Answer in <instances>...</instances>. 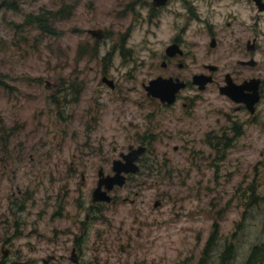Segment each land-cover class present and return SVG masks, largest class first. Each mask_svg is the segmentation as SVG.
I'll return each mask as SVG.
<instances>
[{"label": "rangeland", "instance_id": "374dc122", "mask_svg": "<svg viewBox=\"0 0 264 264\" xmlns=\"http://www.w3.org/2000/svg\"><path fill=\"white\" fill-rule=\"evenodd\" d=\"M126 1L0 0V119L11 133L7 147L0 142V264H45L48 255L47 264H197L214 224L207 263L230 245L226 264H245L264 239V89L255 117L219 92L226 72L264 78V10L254 0H190V10L176 0L149 20L148 8L130 12ZM63 4L70 12L55 34L23 24ZM96 27L105 31L98 41L86 31ZM173 36L184 53L163 67ZM254 38L258 67L242 68ZM201 72L213 75L202 90L191 82ZM158 75L189 83L180 92L195 101L190 115L147 94ZM45 79L57 81L61 105ZM141 137L151 138L155 165L115 186L110 202H93L98 168L113 174L119 151Z\"/></svg>", "mask_w": 264, "mask_h": 264}, {"label": "water", "instance_id": "95a60500", "mask_svg": "<svg viewBox=\"0 0 264 264\" xmlns=\"http://www.w3.org/2000/svg\"><path fill=\"white\" fill-rule=\"evenodd\" d=\"M167 0H152L153 5H162ZM258 7L264 8V2L262 0H254ZM91 35L101 38L104 35L102 28H89L87 30ZM250 43V42H248ZM216 39L211 38L209 45L211 47L215 46ZM252 45V43H250ZM166 53L168 55H173L175 53L182 54V49L178 43H172L166 47ZM248 64H253V60L243 61ZM164 65V62L161 63ZM207 68L211 71L217 69L214 64H208ZM104 81L110 83L106 80L104 76L102 78ZM213 80V76L210 73H195L192 75L191 82L195 84L200 90L204 89L206 84ZM225 82L219 86V92L228 96L234 102H244L250 112L254 111V104L259 99L258 93V83L259 79L254 78L245 81L241 84L236 83L229 72L225 73ZM185 81L179 79L178 77H162L158 75L156 78H152L148 81V84L144 85L148 95L158 97L161 101H166L167 103H172L175 100L176 92L185 86ZM57 86V81H51L45 79L44 88L50 91L52 88ZM111 86V85H110ZM245 88H249L250 92H244ZM129 151L122 153V158H117L113 160L112 170L113 174H103L102 168L98 170V182L97 186L92 192V200L110 202L112 200V195L109 193L115 186H122L125 184V175L123 172H137L139 171V165L136 163L138 156L146 149L144 145H138L136 147L130 146ZM158 201H155L154 205H157ZM3 253H7L6 250H2ZM54 255H48L43 259L45 264L48 263L50 259H54ZM69 258L73 262H78V255L75 247L71 249V254Z\"/></svg>", "mask_w": 264, "mask_h": 264}, {"label": "flooded vegetation", "instance_id": "af4514ba", "mask_svg": "<svg viewBox=\"0 0 264 264\" xmlns=\"http://www.w3.org/2000/svg\"><path fill=\"white\" fill-rule=\"evenodd\" d=\"M174 1H176V0H167L164 4H162V5H153L152 4V0H127L125 3H126V6L128 7V11H130V12H134L135 10H136V6H137V4H140L141 5V7H145V8H148V10L149 11H147V13H146V15H143V14H141V18H146V17H148V19L149 20H151L152 18H157V19H159L160 18V16H161V14L164 12V11H167V10H170L169 8H170V4H172ZM263 1V0H262ZM255 2V1H254ZM264 2V1H263ZM255 4H256V2H255ZM257 5V4H256ZM258 6V5H257ZM259 8V7H258ZM189 10H190V0H189ZM259 10H264V8H259ZM96 28H101V27H96ZM88 30V29H87ZM86 30V31H87ZM104 32V34H105V31H103ZM88 33V32H87ZM88 34H90V33H88ZM90 36H92L96 41H98V40H100V39H102V37L101 38H97V37H95V36H93V35H91L90 34ZM104 38V37H103ZM214 38V37H213ZM250 40H247V44H246V49H247V51H251V54L249 55V57L248 58H244V57H242L241 59H239L237 62H238V64L242 67V68H249V67H258V60L256 59V57L254 56V53L256 52V50H257V43H256V39L254 38L253 39V41H251V43H252V45H250V43H248ZM96 43H99V42H96ZM172 43H178V38L177 37H172L171 38V40H170V43L168 44V45H170V44H172ZM179 44V43H178ZM167 45V46H168ZM166 46V47H167ZM180 46V45H179ZM166 47L164 48V57H165V59H163V60H161V62H160V65L161 66H163V67H168V65H169V63H170V61L172 60V59H174V57L176 56V55H178V53H175V54H173V55H168L167 53H166ZM181 48V47H180ZM182 49V48H181ZM120 52V51H119ZM184 53V51H183V49H182V54ZM181 54V55H182ZM250 59H252L253 60V64H248V63H245V62H243V61H248V60H250ZM162 62H164V65H162L161 63ZM179 65L180 66H182L183 65V63L182 62H180L179 63ZM215 71V70H214ZM109 73H108V71H106L105 69H102L101 70V81L104 83V84H106V85H108L109 87H111V88H114L115 86H116V79L115 78H113L112 76L110 77L109 75H108ZM106 77V80H109L110 81V83H108V82H106V81H104L102 78L103 77ZM213 76V75H212ZM232 76V75H231ZM233 78V77H232ZM254 78H258L260 81H259V83H258V93H259V99L255 102V104H254V111L253 112H250V110L248 109V107L246 106V104L244 103V102H242V101H240V102H235L236 103V105H235V108H236V110H239V111H244V110H247V111H249V113H251V115H253L254 117L257 115V113L259 112V108H260V103H261V101L263 100V89H264V87L262 88V86L264 85V78H262L261 77V75H255V74H248V75H246V76H243V77H241L240 78V80L239 81H235L236 83H238V84H241V83H243V82H245V81H248V80H250V79H254ZM224 79H225V76H224ZM184 81V80H183ZM225 81V80H224ZM185 86H184V88L185 87H187L188 85H189V83L187 82V81H185ZM111 85V86H110ZM146 85V84H145ZM183 89V88H182ZM182 89H179L177 92H176V96H175V100L172 102V103H167L166 101H161L160 100V98H158V97H156V98H158V102H159V107L160 108H162V109H166V110H171V109H174V108H176V112L178 111V114L179 113H184V114H186V115H190V109L191 108H193L194 107V100L193 99H190V96H183V95H181V90ZM55 88H52L50 91H49V96H51V97H55V98H57V100L60 102L61 100H60V98H58V97H56L55 96ZM62 91H65V89H63V90H60V92L62 93ZM251 90H249V88H245V90H244V92H250ZM67 92V91H66ZM66 94V93H65ZM151 96V95H150ZM61 97V96H60ZM154 97V96H153ZM228 97V96H227ZM63 99V101H65V102H67L69 99L66 97V96H63L62 97ZM54 105H56L55 103H53ZM59 105H61V104H58V105H56V106H59ZM62 106H64L65 107V104H63ZM61 108V107H60ZM60 108H58V110H57V112H60L61 113V115H63V113H62V111L61 110H64L63 108H61V110H60ZM177 114V115H178ZM150 137L147 139V138H145V137H141L140 139H139V141H137L136 143H129L128 145H127V148L125 149V150H122V151H119V153H118V156L116 157V158H114V159H117V158H122V153H125V152H128L130 149H129V147L130 146H133V147H136V146H138V145H144V146H146V149L138 156V158H137V160H136V163L139 165V171H140V169H141V165L142 166H149V168H152V165L151 164H153V165H155V162L154 161H156V160H154L150 155H149V152L151 151V146L149 145V143H150ZM113 159V160H114ZM154 162V163H153ZM112 163H113V161H112ZM151 163V164H150ZM75 166V164H73V162L71 163V167H74ZM99 168H102V170H103V174L105 175V174H112V173H105V171H104V169H103V167L102 166H100ZM98 168V169H99ZM111 171H112V169H111ZM139 171H137V172H131V171H129V172H123L124 173V175H125V177H126V179H125V181L127 182L128 180H130L135 174H137ZM113 173H114V171H113ZM98 182V181H97ZM73 247H75V249H76V246H73ZM72 247V248H73ZM219 257H220V255L219 256H217V263H216V261H214V263L213 264H220V260H219ZM78 261H79V259H78ZM76 263H79V262H76ZM227 263V262H226ZM207 264H210V261H208V263Z\"/></svg>", "mask_w": 264, "mask_h": 264}, {"label": "trees", "instance_id": "16d2710c", "mask_svg": "<svg viewBox=\"0 0 264 264\" xmlns=\"http://www.w3.org/2000/svg\"><path fill=\"white\" fill-rule=\"evenodd\" d=\"M9 5L12 8L15 7L13 4L12 5L9 4ZM69 12H70L69 7L63 4L61 7L55 10H40L37 13H34V12L28 13L24 17L23 24H26L28 26H35L42 32H47L49 34H55L56 29H55L54 23L61 18L67 17L69 15ZM1 83H2V80L0 79V85ZM49 100L55 103L56 105H58L59 101L57 100V98L49 96ZM1 123H2V120L0 119V142H2L3 144L2 147L5 148L8 145V140L10 139L11 133H8L5 130L6 128ZM236 126L238 129L234 127L233 132L238 133L240 132L239 131L240 126L239 125H236ZM218 138L222 139L221 141H224L225 144L227 141L229 143V140H230V138L227 137L225 133L221 134L220 137ZM208 141L213 144L215 143L214 147L218 148L217 140L212 142L210 139H208ZM251 197H253V195ZM217 232H218V225L214 224L213 229L205 242L204 248L202 250V256L199 259L197 264H207V256H208L207 253L209 254V252H212L211 250L213 248L212 246L215 244ZM231 250L232 249L230 245H226L225 248L221 251V254L219 257L220 264H226L230 256V252H232ZM245 264H264V239L251 247L250 252L245 261Z\"/></svg>", "mask_w": 264, "mask_h": 264}]
</instances>
